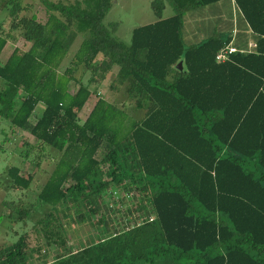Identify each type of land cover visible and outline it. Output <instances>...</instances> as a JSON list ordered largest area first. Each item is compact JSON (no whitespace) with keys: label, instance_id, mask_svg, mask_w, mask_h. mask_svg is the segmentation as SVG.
Segmentation results:
<instances>
[{"label":"trees","instance_id":"16d2710c","mask_svg":"<svg viewBox=\"0 0 264 264\" xmlns=\"http://www.w3.org/2000/svg\"><path fill=\"white\" fill-rule=\"evenodd\" d=\"M36 1L44 22L24 16L22 0L1 4L7 32L30 46L0 64V121L34 139L24 143V160L32 151L47 163L50 150L59 154L36 194L55 214L42 221L48 235L63 232L57 210L69 202L84 208L77 224L99 214L96 240L45 264H264V0H232L254 48L223 62L215 56L228 37L190 46L181 37L184 14L216 0H165L167 18L164 1L152 0L155 21L133 28L128 44L113 36L114 24H103L112 0ZM114 67L108 89L120 90L123 104L99 97L79 123ZM125 102L142 117L129 120ZM6 175L12 188L28 191L30 176L16 167ZM20 213L13 220L23 225L28 211ZM112 215L127 223L121 233L109 225ZM29 252L23 234L0 249V264H26Z\"/></svg>","mask_w":264,"mask_h":264},{"label":"rangeland","instance_id":"374dc122","mask_svg":"<svg viewBox=\"0 0 264 264\" xmlns=\"http://www.w3.org/2000/svg\"><path fill=\"white\" fill-rule=\"evenodd\" d=\"M2 1L3 0H0V26H2L3 32H7L10 18L7 10L1 6ZM48 1L53 3L61 2L64 4H73L75 0ZM151 1L152 0H112V5L103 19V24L106 26L114 24L115 30L113 36L118 41L128 44L130 31L133 28L148 24L151 21H155L153 13L149 7V3ZM163 1L164 9L162 11V18H165L171 14V11L170 8L165 4L166 1ZM21 4L23 7H25V11L23 12L24 16L34 14L40 22L45 21L46 15L36 0H22ZM209 7L210 8H202L194 11V14H190L194 16H192L191 19L187 18L189 20H187V23L193 27L202 25L204 23L203 21L208 16L206 15L208 11L207 9H212V6ZM224 37H227V34H225ZM80 41V36L75 38L69 49L67 57L61 63L59 73L68 67L69 59L77 49ZM8 51L9 49L7 45L2 48L0 53V64H3L5 55L8 53ZM115 72L116 68L114 67L105 75L104 80L100 83V85L95 88L96 95H92L89 98L77 116L79 123L83 122L96 99L99 97L116 106L121 104L123 101L121 91L119 90L114 92L108 89ZM73 75L77 76V73H73ZM87 77L88 74L86 73L84 78L86 79ZM75 90L76 86L70 84L68 91L70 93H74ZM42 108L43 106L40 104V106L34 110L33 116H36L38 111H41ZM123 109L129 120H137L143 115V111L133 110L131 104L129 103H127ZM1 140L2 136H0V142ZM14 140L15 141L11 142L9 145L11 151H23L24 143L26 141L19 139ZM32 141L31 143H33ZM102 151L103 150H100L98 152V156L101 155ZM47 152L48 151L45 153L48 154ZM16 154L12 155L6 150L0 151V213L2 214V217H0V249L11 245L17 240L19 236L24 234L26 235L27 249L30 251L28 253V257L26 258V264H45L52 261L57 255L66 252L69 248L74 251L96 240L99 236L97 227L98 225L95 223L99 218V214H91L89 222L84 221L80 224H77L73 222V217H75L74 215L76 213L84 211V208L78 204H74L73 202H69L63 208L57 210L59 217H61L60 220L62 223V228L64 229L63 232L59 233V236H56V232L52 228L51 231L53 235L47 234V230L49 228H44L42 221L45 219L44 217H47V214H51L52 217H55V214L50 212V209L47 206L37 202L36 194L38 193L40 186L44 183L47 176L49 175L54 163L52 161L47 163L44 160H40V156L36 158L35 154L34 156L31 154V157L29 156L28 160H25L26 162L24 163L22 162L24 159L17 157ZM49 154L52 155L54 160H56V158H54V155L56 154L55 151L50 150ZM21 162L23 167L22 165L20 166ZM11 166L20 167V169H22L20 171V176L24 178L27 176L31 177L28 191L12 188L11 181L7 177L6 173L2 174L6 167ZM116 195L118 197L120 196V194L117 193ZM2 201L4 203L3 205H1ZM106 201L107 199L105 202ZM119 209H121V207ZM26 210L28 211V215L24 221V224L22 225L21 220L14 222L13 219L22 217V213H20V211ZM109 218V225L112 226L114 231L121 233V231L125 229L124 225L127 223L122 219V217H120V215H112ZM128 220V223H130L131 220ZM61 241L64 245L60 244ZM61 245L63 246L60 247Z\"/></svg>","mask_w":264,"mask_h":264},{"label":"crops","instance_id":"0c3cea01","mask_svg":"<svg viewBox=\"0 0 264 264\" xmlns=\"http://www.w3.org/2000/svg\"><path fill=\"white\" fill-rule=\"evenodd\" d=\"M177 1H180V0H177ZM165 4L167 5L166 2H165ZM209 6H212V9H207L208 11H207L206 15H208V16H207V18H205V20L203 21L204 23L202 25H200L198 27H195V26L193 27L187 23V20L191 19L192 16H194V15H190V14H194L195 13L194 11L202 9V8H210ZM165 18H167V17H165ZM152 22H154V21H151L150 23H152ZM150 23H148V24H150ZM8 29H9V27H8ZM0 34L1 35L3 34L2 36L6 37L7 40L5 42L4 47L7 45L8 49H9L8 53L5 55V60L3 61V63L7 60V58L9 57V55L12 53L13 50H17L20 52H26L30 46L29 43L25 42L20 36L16 35L15 33L11 34L8 32H3L2 26H0ZM214 34H218V35H222V36L227 34V37L230 39L228 46L236 49L237 51H241L243 53L244 52L248 53V52H251L254 48V36L251 34V32L247 28L246 24L242 21L241 17L237 13L232 0H216L212 3L206 4L205 6H200V7L195 8V9L184 14L183 23H182V30H181L182 42L184 45H186V46L195 45V44L211 37ZM220 62H223V61H220ZM3 89H4V85L0 82V91H2ZM123 102L124 101H122L121 104H123ZM126 104H127V102L124 103V106ZM38 106H40V102L35 105L32 113H31V116L28 119V123L30 125H33L35 123L36 119L40 116V114L43 110V108H42L41 111L40 110L38 111V114H36V116H33L34 110ZM0 136H2V140L4 141L3 142L1 140V142H0V145H1L0 151L6 150L7 152H9L12 155H15L17 152L16 155L19 158H22L24 156L23 151H25V150L20 151V152H18V151L14 152L13 150L11 151V149L9 148L10 143L15 141L14 139L25 140L26 143H29V144H31L32 140L34 141L32 136L29 135L27 132H23V131H14L13 132L12 130L9 131L7 124L4 122H1V121H0ZM35 152H38V151H35ZM35 152L32 151V153H33L32 155L34 156V154H35L36 156L39 157L40 153L39 152L35 153ZM58 157H59V154L56 153L54 155V158L57 159ZM26 161L22 160V162H24V163ZM22 162H21L20 166L22 165ZM52 162L55 163L56 160L53 159ZM11 167H13V166H11ZM22 167H23V165H22ZM8 168H10V167H6L5 171L2 172V174L6 173ZM16 168H18V171L20 174V171L22 169H20V167H16ZM3 204L4 203L2 201L1 205H3ZM1 216H2V214H1Z\"/></svg>","mask_w":264,"mask_h":264},{"label":"built area","instance_id":"2783aa9c","mask_svg":"<svg viewBox=\"0 0 264 264\" xmlns=\"http://www.w3.org/2000/svg\"><path fill=\"white\" fill-rule=\"evenodd\" d=\"M234 52H236V49H234L230 46H226L218 52V54L215 56V60L217 62L224 61L227 59L228 55H230ZM239 52H241V51H239Z\"/></svg>","mask_w":264,"mask_h":264},{"label":"water","instance_id":"95a60500","mask_svg":"<svg viewBox=\"0 0 264 264\" xmlns=\"http://www.w3.org/2000/svg\"><path fill=\"white\" fill-rule=\"evenodd\" d=\"M177 67H178V70H180L181 69V64L178 63Z\"/></svg>","mask_w":264,"mask_h":264}]
</instances>
